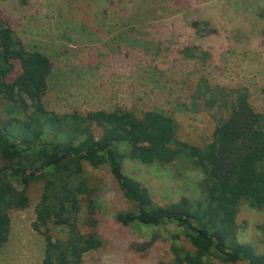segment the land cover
Masks as SVG:
<instances>
[{"label":"rangeland","instance_id":"obj_1","mask_svg":"<svg viewBox=\"0 0 264 264\" xmlns=\"http://www.w3.org/2000/svg\"><path fill=\"white\" fill-rule=\"evenodd\" d=\"M0 22L28 51L50 58L44 103L56 113L158 109L175 119L181 140L199 147L210 141L239 95L264 116V0H0ZM19 70L15 62L10 79ZM6 107L0 101V120L7 117ZM86 171L97 188L104 246L85 254L83 264L168 260V237L180 230L171 224L123 226L115 216L130 206L107 168ZM123 171L158 206L199 194L201 174L181 161L146 166L126 159ZM41 186L26 187L27 208L8 211L10 232L0 264H41L44 241L31 228ZM84 214L83 207V232ZM236 224L238 242L264 253V211L241 203ZM63 233L55 231L58 237ZM153 235L157 241L138 251ZM178 242L186 245L182 236Z\"/></svg>","mask_w":264,"mask_h":264},{"label":"trees","instance_id":"obj_2","mask_svg":"<svg viewBox=\"0 0 264 264\" xmlns=\"http://www.w3.org/2000/svg\"><path fill=\"white\" fill-rule=\"evenodd\" d=\"M15 62L20 70L10 79ZM52 69L47 55L28 51L0 22V101L7 106V117L0 120V249L9 237L8 211L27 208L26 187L41 183L31 223L44 241L41 264H83L85 254L104 246L97 229V188L86 166L106 167L130 206L116 214L117 222L171 224L186 241L179 243V234L168 237L169 259L156 264H264V253L236 238L241 203L264 211V116L245 96L237 97L210 141L199 147L181 140L175 119L158 109L48 110L44 98ZM126 159L146 166L184 162L201 174L199 194L155 205L147 188L124 173ZM83 207L85 232L79 227ZM157 239L153 235L138 251Z\"/></svg>","mask_w":264,"mask_h":264}]
</instances>
